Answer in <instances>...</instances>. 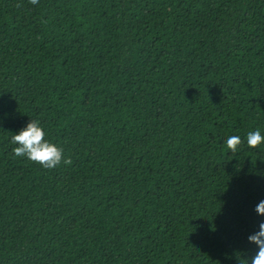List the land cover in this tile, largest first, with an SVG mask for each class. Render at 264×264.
Instances as JSON below:
<instances>
[{"label": "trees", "instance_id": "16d2710c", "mask_svg": "<svg viewBox=\"0 0 264 264\" xmlns=\"http://www.w3.org/2000/svg\"><path fill=\"white\" fill-rule=\"evenodd\" d=\"M30 119L71 165L14 157ZM257 129L264 0H0V264H238Z\"/></svg>", "mask_w": 264, "mask_h": 264}, {"label": "clouds", "instance_id": "9594fccd", "mask_svg": "<svg viewBox=\"0 0 264 264\" xmlns=\"http://www.w3.org/2000/svg\"><path fill=\"white\" fill-rule=\"evenodd\" d=\"M32 5H37L39 0H29ZM21 5L17 4V7ZM46 22V21H45ZM47 133L39 120L30 119L27 125L11 137V143L17 145L13 148L14 157L27 158L44 169H54L61 163L71 165L72 160L65 158L64 149L47 140ZM244 141L240 136L228 137L226 144L231 152H236ZM264 143V135L259 129L247 134V144L250 148H256ZM255 211L264 215V201H261ZM250 243L257 246L254 255H242L237 253L238 264H264V222L259 224V231L248 237Z\"/></svg>", "mask_w": 264, "mask_h": 264}]
</instances>
